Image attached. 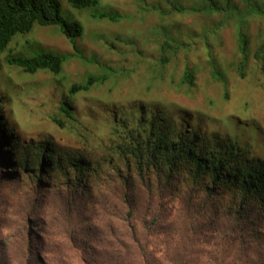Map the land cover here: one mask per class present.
Here are the masks:
<instances>
[{"label":"trees","instance_id":"1","mask_svg":"<svg viewBox=\"0 0 264 264\" xmlns=\"http://www.w3.org/2000/svg\"><path fill=\"white\" fill-rule=\"evenodd\" d=\"M67 2L82 10L95 8L100 0ZM226 2L207 0L200 7H185L176 0L168 3L173 16L178 17L197 7V13L205 16L226 13ZM260 4L243 8L235 19L241 54L237 65L224 67L208 51L201 74H209L208 82L199 80L195 85L194 74L201 68L186 64L174 84L173 74L178 70L174 54L178 48L187 50L190 45H180L168 37L165 27L158 30L154 35L162 37L157 46L159 57L155 69L149 72L151 82L144 95L156 81L187 91L197 85L218 83L219 93L209 102L226 101L225 72L236 70L241 79L246 75L248 42L240 32L241 26L264 18V2ZM165 7L154 6V14L168 16ZM96 17L116 21L119 16ZM48 26H58L69 41L82 35L80 23L62 17L60 0H0V55L23 73L47 72L57 77L72 55L35 44L21 45V54H13L19 47H12L16 35ZM204 44L205 49L210 47L207 39ZM256 46L253 58L264 75L263 35ZM168 68L174 73L166 80L164 70ZM117 79L85 75L82 82L69 87L65 97L93 95V86L107 82L115 84L118 92L121 85ZM127 91L132 94V105L114 102V119L104 138L108 142L100 140L103 153L94 163L81 153L59 154L49 139L32 148L28 155L31 157L17 158L6 136L3 139L1 128L5 122L0 119V145L4 140L7 150L0 149V264H264V152H259L264 141L255 125L258 121H254V128L249 127L250 117L257 119L254 111L249 117L245 110L250 104L241 102L243 96L229 98L233 104L225 125L203 136L198 127L192 130L185 126L184 115L173 117L162 103L152 106L151 101L139 99L141 96L132 89ZM249 92V101L257 109L263 106L264 81ZM158 98H153L154 104ZM59 114L62 118L53 117L51 121L72 132L81 126L79 130L86 133V141L98 130L92 120L79 119L66 100L59 102ZM85 122L91 124L85 126ZM5 164L28 178L25 199L16 201L7 192L5 185L13 182L9 174L5 175L9 168ZM54 179L61 183L49 198ZM91 181L96 184L94 195L89 192Z\"/></svg>","mask_w":264,"mask_h":264},{"label":"rangeland","instance_id":"2","mask_svg":"<svg viewBox=\"0 0 264 264\" xmlns=\"http://www.w3.org/2000/svg\"><path fill=\"white\" fill-rule=\"evenodd\" d=\"M176 1L185 7H196L207 0ZM168 2L173 3L175 0H100L95 8L77 10L72 8L67 0H60L62 17L80 23L82 27L80 37L69 41L61 34L58 26L35 27L28 34L15 36L16 40L12 42V47L15 45L17 48L18 44L19 47L18 51L13 53L14 56L21 54L19 48L24 44H35L61 55H72L63 64V72L57 77L47 72H39L35 75L23 73L20 68L8 64L4 56L0 55V119L5 122L1 130L4 133L3 139L6 136V142L12 146L16 157L19 155V158L24 159L31 155L32 148L49 139L53 149L59 154L81 153L94 163L95 158L101 157L103 153L99 146L100 140L108 142L105 139L108 137L107 133L115 115L114 102L121 100L126 103L125 107L132 105L129 104L132 101L130 97L132 94L127 91L130 89L141 96L138 97L139 99L147 100L146 103L151 101L152 106L162 103L168 108L167 114L173 117L184 115L186 117L185 126L192 130L198 127L199 133L203 136L210 134H204L205 132L225 125L227 113L233 104L231 99L236 100L240 98L239 96H243L240 98L241 102L250 104L246 105L248 108L245 109L248 116L253 111L257 116L256 120H254L255 117L252 119L249 116L251 119L248 121L249 127L254 128L256 125L264 141V102L263 106L257 104L259 106L257 109L248 97L253 86L264 81V75L259 72V66L255 64L253 58V52L260 42V37L264 36V18L259 23L247 22L250 26H241L240 32L246 35L248 42L245 50L247 65L244 71L246 75L241 79L236 70L225 72V82L228 85L226 101H218L217 104L209 102L219 93L218 83L197 85L193 90L187 91L182 88L174 89L175 87L167 86L164 82L156 81L148 94L144 95L147 85L151 82L149 72L155 69L154 64L159 57L157 46L162 42V37L154 35L158 30L165 27L169 31L168 37L180 45H190L187 50L182 47L178 48V53L174 54L173 59L178 65V70L175 73L169 68L164 70L165 79L167 80V76L174 73V84L178 83L182 68L188 64L191 67L201 68V72L194 74L195 85L199 80V82L203 80L208 82L209 74L201 75L204 71L203 65L208 59V51L210 50L211 57L215 61H220L224 67L229 64L237 65L241 61V54L234 25L235 19L243 12V8L255 7L264 1L227 0L226 5L229 9L226 13L228 14L222 12L205 16L197 13V8L200 7L198 6L196 9H188V14L178 17L173 16L174 13H171V5ZM153 3L154 5H151ZM160 5L166 6L164 9L171 16L159 17L154 14L157 13L154 6L159 7ZM222 6H224L223 3ZM153 10L155 12H152ZM231 10L232 13L229 14ZM99 14L113 16L117 14L119 17L116 21L108 18L100 20L96 17ZM205 27L209 30H205ZM213 28L217 30L210 32L212 33L210 36L208 33ZM215 35L216 40L212 38ZM206 39L210 45L208 49L204 46ZM109 44H113L114 47ZM85 75L95 77L104 75L113 80L118 77L116 81L120 83L121 88L116 92L118 88L115 90V84L107 82L101 86H93L91 91L93 95L85 93L87 95H78L74 99L65 97L69 87L73 83L82 82ZM102 95L105 96L101 97ZM157 95L160 99L158 98L159 100L154 104L153 98ZM258 98L261 97H256ZM62 100L68 102L69 107L79 119L92 120L93 124L97 123L98 130L90 136L91 140L86 141L85 136L87 135L79 130L82 129L81 126L78 127L79 125L72 132L66 127L59 128L51 121L53 117L62 118L59 114V102ZM170 106L176 107L171 108ZM207 117L213 122L210 123ZM254 121L258 122L254 125ZM88 124L91 123H84L85 126ZM99 129L107 130V132ZM6 142L2 140L1 152L7 151ZM262 144L260 153L264 152V142ZM5 166L9 167L7 164ZM4 172L5 175L9 174L8 177L13 182L5 185L7 192L14 195L17 198L16 201L25 199L29 193L28 178L19 174V169L9 167ZM19 176L20 178L17 179ZM60 183L58 179L51 182V188L48 191L49 198ZM90 184L92 188L88 190L94 195L96 184L93 181Z\"/></svg>","mask_w":264,"mask_h":264}]
</instances>
